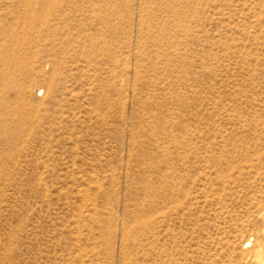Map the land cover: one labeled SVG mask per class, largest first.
<instances>
[{
    "label": "rangeland",
    "instance_id": "rangeland-1",
    "mask_svg": "<svg viewBox=\"0 0 264 264\" xmlns=\"http://www.w3.org/2000/svg\"><path fill=\"white\" fill-rule=\"evenodd\" d=\"M264 0H0V264H263Z\"/></svg>",
    "mask_w": 264,
    "mask_h": 264
},
{
    "label": "bare ground",
    "instance_id": "bare-ground-1",
    "mask_svg": "<svg viewBox=\"0 0 264 264\" xmlns=\"http://www.w3.org/2000/svg\"><path fill=\"white\" fill-rule=\"evenodd\" d=\"M256 254L261 257V261L264 264V245H262L260 249L256 251Z\"/></svg>",
    "mask_w": 264,
    "mask_h": 264
}]
</instances>
